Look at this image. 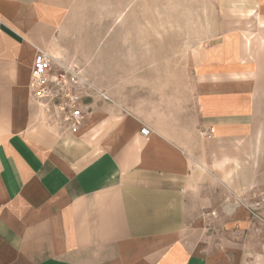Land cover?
I'll list each match as a JSON object with an SVG mask.
<instances>
[{
  "label": "crops",
  "instance_id": "obj_1",
  "mask_svg": "<svg viewBox=\"0 0 264 264\" xmlns=\"http://www.w3.org/2000/svg\"><path fill=\"white\" fill-rule=\"evenodd\" d=\"M213 1L201 59L168 78L181 90L89 89L70 132L32 98L30 79L44 52L87 82L71 24L80 0H0V264H264V210L257 219L236 203L264 187V159L208 151L247 134L264 144V74L252 52L264 46L249 45L245 69L243 25L231 20L251 10L264 21V0ZM129 64L124 80L145 79ZM93 76L90 63L97 88Z\"/></svg>",
  "mask_w": 264,
  "mask_h": 264
},
{
  "label": "rangeland",
  "instance_id": "obj_2",
  "mask_svg": "<svg viewBox=\"0 0 264 264\" xmlns=\"http://www.w3.org/2000/svg\"><path fill=\"white\" fill-rule=\"evenodd\" d=\"M80 8V15L71 19L73 41L85 58L82 63L85 66H80V70L90 89L104 96L107 87L119 91L123 84L134 94L144 91L157 95L161 91V95L158 93L161 97L165 92L181 90L177 87L179 81L170 80L169 76L194 68L201 59L204 40L214 35L202 32V26L217 23L213 0H80ZM231 20L243 25L241 37L249 52L245 69L250 71L255 60L249 45L256 41L264 46V27L260 28L264 21L257 19L251 10L240 11ZM253 51L261 54L258 63L264 74V48ZM127 61L130 74L139 70L140 77L145 79L124 80L121 63ZM90 63L98 75L91 82L103 92L89 82ZM111 73L113 80L107 79ZM186 83L189 82L183 85ZM254 139L248 134L225 142L215 139L209 141L208 151L238 152L247 158H255L253 154H257L264 159V144H255Z\"/></svg>",
  "mask_w": 264,
  "mask_h": 264
},
{
  "label": "built area",
  "instance_id": "obj_3",
  "mask_svg": "<svg viewBox=\"0 0 264 264\" xmlns=\"http://www.w3.org/2000/svg\"><path fill=\"white\" fill-rule=\"evenodd\" d=\"M30 89L32 98L38 103L52 106L70 132L79 129L85 117L82 97L86 96L90 86L75 66L58 62L47 53H36L31 69ZM140 134L148 138L150 132L142 127ZM213 134V130L209 129L204 136L210 139ZM236 203L260 219L259 211L264 210V188L241 194L236 197Z\"/></svg>",
  "mask_w": 264,
  "mask_h": 264
},
{
  "label": "bare ground",
  "instance_id": "obj_4",
  "mask_svg": "<svg viewBox=\"0 0 264 264\" xmlns=\"http://www.w3.org/2000/svg\"><path fill=\"white\" fill-rule=\"evenodd\" d=\"M150 136V135H149Z\"/></svg>",
  "mask_w": 264,
  "mask_h": 264
}]
</instances>
